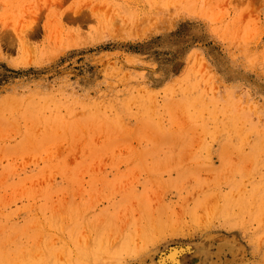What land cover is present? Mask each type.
Returning <instances> with one entry per match:
<instances>
[{"label":"rangeland","instance_id":"rangeland-1","mask_svg":"<svg viewBox=\"0 0 264 264\" xmlns=\"http://www.w3.org/2000/svg\"><path fill=\"white\" fill-rule=\"evenodd\" d=\"M179 245L264 264V0H0V264Z\"/></svg>","mask_w":264,"mask_h":264},{"label":"bare ground","instance_id":"bare-ground-1","mask_svg":"<svg viewBox=\"0 0 264 264\" xmlns=\"http://www.w3.org/2000/svg\"><path fill=\"white\" fill-rule=\"evenodd\" d=\"M223 244H224V242H223ZM224 245H220V246H218V248H217V251H216V253H215V255L217 256V257H219L218 258V260H220L221 259V257H222V254L224 253V247H223ZM231 246V245H230ZM165 247V246H164ZM227 248V247H226ZM229 248V247H228ZM227 248V249H228ZM235 247H233V249H234ZM229 249H231V248H229ZM190 250V248L189 247H184V245L182 246V245H179L178 247H173V248H169V250L167 251V252H165V253H161L162 255L159 257V262L160 263H167V264H181V262L180 261H182V260H180V256H181V254H183V253H185V252H187V251H189ZM192 251V250H191ZM197 251V250H196ZM190 252V251H189ZM158 260V259H157ZM158 262V261H157ZM151 264H152V262H151Z\"/></svg>","mask_w":264,"mask_h":264}]
</instances>
